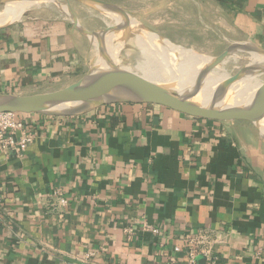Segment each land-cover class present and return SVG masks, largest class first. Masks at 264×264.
Masks as SVG:
<instances>
[{
    "label": "crops",
    "instance_id": "obj_1",
    "mask_svg": "<svg viewBox=\"0 0 264 264\" xmlns=\"http://www.w3.org/2000/svg\"><path fill=\"white\" fill-rule=\"evenodd\" d=\"M107 1L169 39L210 30L226 49L264 47V0ZM89 44L61 15L1 28L0 94L78 81ZM19 118L35 141L22 155L0 151V264H188L203 232L217 243L199 264H264V142L253 123L136 103Z\"/></svg>",
    "mask_w": 264,
    "mask_h": 264
},
{
    "label": "water",
    "instance_id": "obj_2",
    "mask_svg": "<svg viewBox=\"0 0 264 264\" xmlns=\"http://www.w3.org/2000/svg\"><path fill=\"white\" fill-rule=\"evenodd\" d=\"M13 2L55 3L68 16L75 30L88 37L91 42L98 41L100 58L104 65L90 61L89 70L81 79L56 91L25 96L0 94V113L78 116L110 104H157L196 118L221 122L237 120L251 122L256 126L264 142V83L243 102H234L230 95L234 94L237 84L264 74V47L251 42H234L221 54L209 56L210 60L200 69L194 81L180 88L172 83L154 81L124 69L128 64L127 60L122 59V63L114 61L107 41L120 30H132L134 27L139 30L136 32L137 35L148 31L157 34L161 40H168L154 28L137 21L132 13L122 6L107 0H0V5ZM74 2L118 15L121 21L103 30L87 29L82 25L74 9ZM11 23L13 22L0 25V29ZM243 54L251 55L248 64L223 81L215 89L210 100L203 102L195 100L212 71L231 58H243L241 56ZM255 55H260L261 59L254 60Z\"/></svg>",
    "mask_w": 264,
    "mask_h": 264
},
{
    "label": "bare ground",
    "instance_id": "obj_3",
    "mask_svg": "<svg viewBox=\"0 0 264 264\" xmlns=\"http://www.w3.org/2000/svg\"><path fill=\"white\" fill-rule=\"evenodd\" d=\"M32 4L33 3L18 2L7 4L6 8L0 11V25L20 19L22 14H24ZM64 8L67 10L66 7ZM115 17L117 22L114 26L121 21L118 15ZM115 34L110 41H107V45L109 46V52L114 58V61L116 63H122L123 60L119 57V52L123 43L114 44V38H116ZM136 42L144 53L145 62H140L138 64V72L130 66H125L124 69L135 73H141L142 76L154 80L151 78V73L153 71L157 78L154 81L172 83L180 88H184L191 84L197 77L200 69L210 60L209 56L175 45L168 40H161L157 34L148 31H143L142 34L138 35ZM94 43L100 55V45H97L98 41ZM152 56L155 59H152V63H148V59ZM259 59H261V56L256 55L254 60ZM98 62H100V65H104L101 58ZM229 77H231V75L226 69L221 67L216 68L207 76L202 91L195 100L202 102L210 100L215 89ZM255 78L256 77L246 79L235 86L236 89H234V94L230 93L234 102H243L252 96L257 88L255 86H247L246 83L253 81Z\"/></svg>",
    "mask_w": 264,
    "mask_h": 264
},
{
    "label": "rangeland",
    "instance_id": "obj_4",
    "mask_svg": "<svg viewBox=\"0 0 264 264\" xmlns=\"http://www.w3.org/2000/svg\"><path fill=\"white\" fill-rule=\"evenodd\" d=\"M73 5H74V9L82 25L86 27L87 29L103 30V29L108 28L109 25L114 26V24L117 22V19L115 17L116 15H114L113 13L95 9L85 4H81L77 2H74ZM5 8H6V5L4 4L0 5V11L4 10ZM42 13H48L53 16L61 15L62 17H65L67 19L70 25L72 24L68 16L55 3L32 4L28 7L27 11H25L24 14H22L20 19L12 21V22L15 23L18 21H22V20H25L26 18L35 17ZM135 19L139 22H142L137 17H135ZM147 19L154 20V18L152 17L147 18ZM156 26H159L163 29L165 28L164 32L168 35H179L180 34L177 27L172 24H169L166 26L158 24ZM137 31L139 30L134 27L132 28V30L125 29V30L118 31L115 34L116 38H114V44L116 45L119 43H123L120 47L119 57L123 60H127L128 61L127 66L132 67L134 70L138 72V64L140 62H145V56L140 46L136 42L137 37H138V35L136 34ZM223 38H224V35L221 32L218 31V32L212 33L210 30H208L200 34L194 33L192 38L186 37V39H180V40H173L169 38H166V39H168L170 42H172L175 45H180L187 49H193V50L197 49L206 56H217L226 49L227 41ZM190 44L191 45L194 44V46L196 47H193ZM89 45L90 46H89L88 53H89L90 61L93 60L94 62H98L100 60V55L97 52L95 43L90 41ZM97 45H99V43ZM210 52L211 53L218 52L219 54L217 55L211 54ZM241 56L243 58H238V59L231 58L230 60H228V62L224 63V65L220 67L223 69H226L231 76L235 75L236 73H238L240 68L248 64L251 58V55L249 54H243ZM255 57L256 55L253 56V59H255ZM152 59H155V58L152 56L150 57V59H148L147 62L152 63L153 62ZM153 74L154 72L152 71L151 78L156 80L157 78L155 77V74L154 75ZM263 83H264V74L257 76L253 81L246 83V85L255 86L256 88H258Z\"/></svg>",
    "mask_w": 264,
    "mask_h": 264
},
{
    "label": "built area",
    "instance_id": "obj_5",
    "mask_svg": "<svg viewBox=\"0 0 264 264\" xmlns=\"http://www.w3.org/2000/svg\"><path fill=\"white\" fill-rule=\"evenodd\" d=\"M19 116L13 112L0 113V151L22 155L35 141L34 134ZM60 202L64 205L67 203L64 198ZM192 241L196 248L190 253L188 264H199V255L206 258L212 255L217 238L210 232H203Z\"/></svg>",
    "mask_w": 264,
    "mask_h": 264
}]
</instances>
